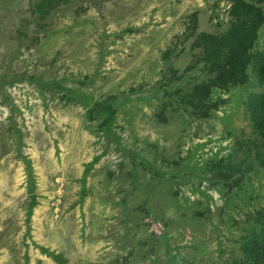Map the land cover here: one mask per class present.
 <instances>
[{
	"label": "rangeland",
	"instance_id": "obj_1",
	"mask_svg": "<svg viewBox=\"0 0 264 264\" xmlns=\"http://www.w3.org/2000/svg\"><path fill=\"white\" fill-rule=\"evenodd\" d=\"M46 2L0 0V264H60L40 247L64 264L239 260L264 168L232 185L226 166L261 88L180 98L207 82L195 41L226 31L232 0Z\"/></svg>",
	"mask_w": 264,
	"mask_h": 264
},
{
	"label": "trees",
	"instance_id": "obj_2",
	"mask_svg": "<svg viewBox=\"0 0 264 264\" xmlns=\"http://www.w3.org/2000/svg\"><path fill=\"white\" fill-rule=\"evenodd\" d=\"M54 2L57 3L58 0H47V7H52ZM47 12L46 8L42 10L41 15ZM230 14L233 18L225 32L201 33L199 37L202 38L201 42L198 41V38L196 39L195 46L201 47L202 45L204 56L200 60L199 55L194 65L196 66L197 62H202L207 70V82H194L189 89L192 92H186L180 95V98L196 105L203 102L215 87L227 90L243 86L249 82L251 76L257 81L261 91L250 95L247 102V111L254 134L253 139L245 141L247 144L246 153L236 163V167L230 164L226 166L228 169L227 178L237 175L232 184L237 185L245 174L241 165L252 168L256 164L257 167L264 168V51L254 48L257 30L264 21V0H232ZM96 109L99 107L92 110ZM100 109L107 114L104 123L109 124L115 110L110 105H100ZM250 142L254 146L253 152L248 148ZM249 159H251L250 162ZM251 220L256 225L252 230L253 236L250 241L241 244L242 256L231 264H264V206L251 215ZM256 227L259 231H256ZM40 249L58 263L66 262L61 254L49 251L44 247H40Z\"/></svg>",
	"mask_w": 264,
	"mask_h": 264
}]
</instances>
